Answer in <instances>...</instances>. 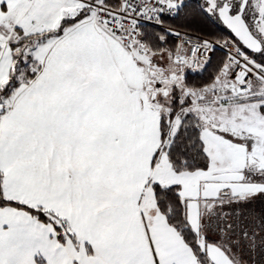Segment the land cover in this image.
I'll use <instances>...</instances> for the list:
<instances>
[{
    "label": "snow or ice",
    "instance_id": "snow-or-ice-1",
    "mask_svg": "<svg viewBox=\"0 0 264 264\" xmlns=\"http://www.w3.org/2000/svg\"><path fill=\"white\" fill-rule=\"evenodd\" d=\"M0 264H264V0H0Z\"/></svg>",
    "mask_w": 264,
    "mask_h": 264
}]
</instances>
